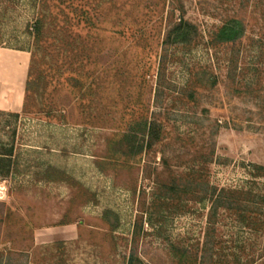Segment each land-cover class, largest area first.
I'll use <instances>...</instances> for the list:
<instances>
[{"label": "rangeland", "instance_id": "obj_1", "mask_svg": "<svg viewBox=\"0 0 264 264\" xmlns=\"http://www.w3.org/2000/svg\"><path fill=\"white\" fill-rule=\"evenodd\" d=\"M0 48L40 82L0 103V264H264V0H0Z\"/></svg>", "mask_w": 264, "mask_h": 264}, {"label": "trees", "instance_id": "obj_2", "mask_svg": "<svg viewBox=\"0 0 264 264\" xmlns=\"http://www.w3.org/2000/svg\"><path fill=\"white\" fill-rule=\"evenodd\" d=\"M236 24H237L236 22L230 23L229 25L225 24L221 28V30L223 32L224 31L228 32L229 34L236 33L237 32V25ZM187 25L188 24L184 20L182 13H180L179 20L171 28V31H170L171 34L169 35L170 40L171 41H178V40L185 38V36L188 33L187 32ZM29 28L31 29L30 33H32V35L37 38L39 36L40 30H41L40 20H35L31 24H29ZM39 88H40L39 79L37 77H34V75L31 74L30 71H27L26 80H25V84H24V95L27 97L30 94L37 96L39 94ZM27 104H28V98L27 99L25 98L23 100V104H22V111H26ZM125 140H127V138ZM125 140L124 139L123 140H116L113 143H111L112 141H111V139H109L108 141H110V143L112 145V150L110 152L120 150L119 146H121V144L124 143ZM109 158H110L109 160L112 159L111 156ZM107 163L105 165H107ZM16 165H17V162H16V157L13 156L12 145L1 146L0 147V176H4V177L7 176L8 169L12 168ZM108 165L112 166V167L116 166L115 164H111V163H108ZM258 168H261V167H258ZM258 168H256V169L258 170ZM39 178L43 179L44 181L54 182L57 180H65L66 175H65L64 170L59 168V167L56 168L53 166H46L43 169V172L41 173ZM204 193L209 196L212 210L216 209L217 207H222V208L227 209V210L238 209V206H236L237 205L236 204L237 199H235L236 198L235 191H229V190H224V189L218 190L216 187L212 186V187L207 188ZM262 200L264 201V197L262 198ZM247 217H249V216H247ZM253 225H255V224H253ZM109 226L111 227L110 230L113 231L115 227L110 225V224H109ZM255 227L258 229L264 230V220H262ZM54 244H55V247L57 248L58 251L63 250V242L62 241L55 242ZM130 264H132L131 261H130Z\"/></svg>", "mask_w": 264, "mask_h": 264}, {"label": "crops", "instance_id": "obj_3", "mask_svg": "<svg viewBox=\"0 0 264 264\" xmlns=\"http://www.w3.org/2000/svg\"><path fill=\"white\" fill-rule=\"evenodd\" d=\"M13 51L10 49L0 48V56H7V58L15 57L18 61L17 67L21 69L20 76L18 77H10L4 72L3 68L5 65H9L10 63L0 62V85L2 83H7V88L9 91L7 94L3 96L2 101L0 103H7V109H11L13 111H19L23 104V96H24V84L27 75V67L29 62V57L26 56L25 52L22 51ZM13 65V64H11Z\"/></svg>", "mask_w": 264, "mask_h": 264}, {"label": "bare ground", "instance_id": "obj_4", "mask_svg": "<svg viewBox=\"0 0 264 264\" xmlns=\"http://www.w3.org/2000/svg\"><path fill=\"white\" fill-rule=\"evenodd\" d=\"M18 60L15 58V57H10V58H7V56H0V62H4V63H7L9 62L10 64H17Z\"/></svg>", "mask_w": 264, "mask_h": 264}]
</instances>
